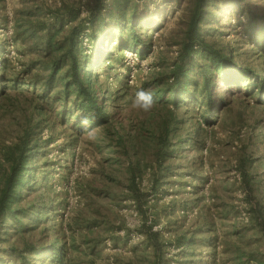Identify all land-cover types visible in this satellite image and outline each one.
<instances>
[{"label": "rangeland", "instance_id": "1", "mask_svg": "<svg viewBox=\"0 0 264 264\" xmlns=\"http://www.w3.org/2000/svg\"><path fill=\"white\" fill-rule=\"evenodd\" d=\"M93 1L0 0V61L6 59L19 78L28 81L30 75L22 69L26 62L40 56L29 50L31 40L22 43L12 39L18 10L22 15L30 12L34 20L44 22L50 21L46 9L59 7L61 3L81 2L79 19L84 20L88 14L86 4ZM144 1L143 4L139 1L137 12L151 14L156 21L137 28L136 33H127L140 42V46L120 50L117 47L120 39L115 37L110 56L106 62H101L104 39L94 50L86 27L79 38L77 52L78 57L83 58L84 54L95 66L97 81L102 83L103 90L112 94L107 101L109 106L115 103L113 97L119 88L127 85L128 111L133 122L147 114L131 107L135 93L141 89L140 83L159 74L172 82L169 73L178 52L174 41L180 40L185 20V0L179 3ZM247 4L257 12L255 21H250L243 11ZM260 12L264 13V0H243L235 10L221 3L208 39L224 48L226 53L234 54L238 65L248 64L261 70L264 76V35L261 37L264 18H259ZM251 25L256 29L252 38L248 31ZM70 26L68 19L64 21L66 30ZM143 47L144 53L140 56ZM45 53L43 50L41 54ZM253 92V96L247 91V95L238 92L230 103L221 107L220 113L213 110L206 115L209 123L203 125V132L194 135L200 143L190 146L184 142L186 153L181 155L178 151L172 158L173 172L160 181L156 191L151 189V166L155 161L150 150L155 143L143 144L145 150L141 148L135 155L137 148L130 139L131 130L126 127L124 118L125 129H120V134L126 139L130 158L113 145L112 136L101 127L85 126L78 134L75 129L65 132L58 125L42 126L40 138L44 143L33 164L37 177L31 188L21 192L22 203L28 208L27 218L32 210L30 203L37 208H41L42 203L55 207L50 211L37 210L32 217L34 221L26 222L38 224L30 231L17 230L11 219L6 221V231L0 236V264H23L19 259L21 254L38 260L37 253L32 257V253L24 252L23 244L28 241L36 248H45L42 226L50 230L55 243L57 238L64 239L68 264H153L156 260L154 248L144 233L149 225L158 233V241L162 244L158 264H264V235L256 221L264 215V164L257 163V159L264 157V110L252 106L253 98L260 97L255 89ZM16 97L13 98L18 103L22 97ZM16 106L0 110V182L8 169L2 150L16 142L20 134V111ZM200 110L194 109L195 116L198 117ZM119 114L120 117L128 116L123 109ZM249 155L255 161L252 160V165L246 164L247 172L263 176L258 178L260 187L257 190L253 183L252 192L245 187L240 170L241 161L247 160ZM131 160L139 165L136 183L146 194L143 213L127 189V167ZM258 201L262 208L260 215ZM136 235L140 237L135 238ZM189 236L190 243H178L179 238Z\"/></svg>", "mask_w": 264, "mask_h": 264}, {"label": "trees", "instance_id": "2", "mask_svg": "<svg viewBox=\"0 0 264 264\" xmlns=\"http://www.w3.org/2000/svg\"><path fill=\"white\" fill-rule=\"evenodd\" d=\"M139 1H142V4L145 2L144 0H94L92 4H86L88 14L84 20L79 19L81 2L61 3L59 7L46 9L50 21L37 22L31 17L30 12L22 15L21 10H18L15 13L13 41L24 43L31 40L29 50L38 52L40 56L30 60L29 63L26 62L22 69L24 73L30 75L28 81L19 78L6 59L0 61V110L7 107L10 109L9 106L15 104L20 111L19 121L15 119L20 126L18 140L12 145L4 146L2 150L8 169L4 171L0 182V236L6 231L5 223L8 219H11L12 225L16 226L17 230L30 231L33 229L31 227L38 224H26V222L34 221L32 217L37 210L50 211L55 207L42 203V207L37 208L30 203L32 210L27 218L28 208L22 203L21 192L23 189L31 188L37 177L33 164L35 165L34 159L37 158L44 143L40 138L42 126L58 125L65 132L75 129L78 134L85 126L90 129L101 127L112 136L113 145L117 146L126 158H130L126 139L120 134V129H125L122 123L124 118L126 127L131 130L130 139L137 148L135 155L138 154L139 149L145 150L143 144L155 143L150 150L155 161L151 166L153 182L151 189L156 191L160 181L173 172L172 158L178 151L181 155L186 153L184 142L191 144L190 146L200 143V139H195L194 135L198 136L204 130L203 125L209 123L206 115L211 114L213 110H216V114L220 113L221 107L230 103L238 92L246 94L247 91L249 96H253V89L259 92L260 97L253 98L255 102L252 106L264 110L263 72L255 70L248 64L238 65L234 54L226 53L224 48L208 39L212 24L220 13L221 3L225 2V5H231L235 10L236 5L243 0L183 1L185 20L180 40L174 41L178 45V52L176 62L169 73L172 82H168L164 74H159L160 76L145 78L140 83V88L150 89L153 92L156 103L150 112L141 115L139 121L133 122L129 116L130 99L127 85L119 88L118 94L113 97L115 103L109 106L107 101L112 94L103 90L102 83L97 81L95 66L84 58V54L83 58L78 57L79 38L86 27L89 28L88 37L94 50H97L104 39L105 50L99 59L101 62H106L110 56L115 37L120 39L117 44L120 50L135 49L140 46V42H136L134 37L128 36L127 33H136L137 28L151 25L156 20L151 14L137 12ZM173 1L180 2V0ZM243 11L250 21L257 19V12L250 8V4H247V8ZM261 14L259 18L262 20L264 13ZM66 18L71 23L68 30L64 28ZM254 25L248 30L251 38L255 36ZM124 33L126 35L123 40ZM263 35L261 33V37ZM143 43L145 44V41ZM140 49L141 56L145 47ZM43 50H46L44 55L41 54ZM19 95L22 98L17 103L15 98ZM244 101L248 105L246 99ZM195 108L201 109L198 117L195 116ZM120 109L125 110L128 116L120 117ZM115 118H119L118 121L114 122ZM113 157L116 159L117 156L113 155ZM260 158L257 159L259 160L257 163L263 165L264 157ZM245 159L247 160L240 163V170L245 187L252 192L253 183L256 185V190L260 187L258 178L264 176V170L263 176L261 174L253 176L252 173L247 172L246 164L252 165L255 160L250 155ZM127 169L129 195L138 210L143 213L146 194L136 183L139 165L131 160ZM257 205L260 215L262 208L259 201ZM262 216L256 221L264 235V215ZM41 229L46 241L45 248H36L28 241L23 244L24 252L32 253V257L37 253L38 260L28 259L21 254L19 256L21 262L68 264L69 258L64 239L57 238L59 240L55 243L54 237H50V230L45 226ZM144 233L154 248L156 260L153 264H158L162 246L158 241V233L152 231L150 225L146 226ZM183 237L179 238L178 243L191 242L190 236L186 239ZM73 245V248L76 247Z\"/></svg>", "mask_w": 264, "mask_h": 264}, {"label": "clouds", "instance_id": "3", "mask_svg": "<svg viewBox=\"0 0 264 264\" xmlns=\"http://www.w3.org/2000/svg\"><path fill=\"white\" fill-rule=\"evenodd\" d=\"M155 103L153 92L150 89L141 88L135 93L131 107L137 111L147 113L152 110Z\"/></svg>", "mask_w": 264, "mask_h": 264}, {"label": "built area", "instance_id": "4", "mask_svg": "<svg viewBox=\"0 0 264 264\" xmlns=\"http://www.w3.org/2000/svg\"><path fill=\"white\" fill-rule=\"evenodd\" d=\"M135 238H138V237H140V235H136V236H134Z\"/></svg>", "mask_w": 264, "mask_h": 264}]
</instances>
